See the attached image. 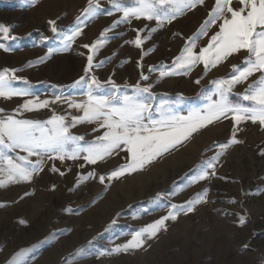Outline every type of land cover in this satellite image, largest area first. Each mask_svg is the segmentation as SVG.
<instances>
[{"label":"rangeland","instance_id":"1","mask_svg":"<svg viewBox=\"0 0 264 264\" xmlns=\"http://www.w3.org/2000/svg\"><path fill=\"white\" fill-rule=\"evenodd\" d=\"M119 2L136 6L135 0ZM93 4H98L95 14L88 15V0H0V25L9 28L7 37L0 33V75L7 70L9 88L28 93L0 97V120L11 117L50 127L47 121L62 117L70 135L83 138L65 146L71 154L99 143L97 137L105 131L99 122L83 119V108L77 107L87 103L89 93L112 98L115 107L124 97H134L151 106L154 119L161 105L173 115L188 116L203 113L219 99L214 82L229 78L230 71L216 78L210 73L224 67L226 59L207 72L201 62L187 71L173 63L192 43L215 1L196 4L162 25L155 19H122L111 0ZM50 21H55V33ZM221 22L195 39L194 54L200 51V38L208 36L209 42ZM138 35L139 47L134 43ZM144 87L147 93L138 91ZM235 91L241 92L240 85ZM29 100L49 103L25 110ZM231 102L242 103L238 96ZM230 116L119 178L108 176L128 163L126 150L95 164L85 161L84 151L77 159L33 155L28 159L32 165L39 162V169L30 181L11 182L0 173L5 181L0 187V264H11L17 253H23L18 264H264V128L250 132L241 122L233 136ZM220 126L222 130L211 132ZM231 139L238 142L220 147ZM196 145L195 153H189ZM0 152L13 160L27 156L19 149ZM176 156L184 158L177 166L149 173ZM204 172L207 177L197 179ZM144 177L148 182L142 188L129 189ZM200 196L203 200L188 212V202ZM169 212L176 218L166 220L152 238L142 236V246L113 251Z\"/></svg>","mask_w":264,"mask_h":264},{"label":"snow or ice","instance_id":"2","mask_svg":"<svg viewBox=\"0 0 264 264\" xmlns=\"http://www.w3.org/2000/svg\"><path fill=\"white\" fill-rule=\"evenodd\" d=\"M238 2L240 6L234 8L232 0H215V5L209 12L208 19L200 26L194 37L190 38L192 43L186 44L180 55L173 61L176 68L186 71L201 62L205 72H207L210 67H216L230 55L241 50L247 51L248 57L242 62L243 67L233 65L230 78L214 82L217 85L219 99L210 103L203 113L197 112L188 116L173 115L161 105L156 110L159 118L154 119L151 115V106L139 102L134 97H124L121 106L115 107L111 103L112 98H96L89 93L87 103L77 105V107L83 108V119L90 123L99 122L100 127L105 129L103 135L97 137L99 143L93 142L83 149H77L73 153L67 154L65 146L70 141H78L83 138L71 136L62 117L54 116L47 121L46 123L50 127L30 120H17L8 117L0 120V148L12 151L19 149L27 153V156H20L13 160L0 152V162L5 165V167L0 168V173H6L7 180L11 182L17 180L30 181L33 173L39 169V162L32 165L28 159L33 155L41 156L44 153H56L57 155L54 157L56 159H77L79 152L84 151L87 153L84 156L85 161L95 164L118 150H126L128 163L121 165L108 176V179L119 178L124 174H131L142 169L156 157L176 147L192 133L221 117L227 118L229 114H231V119L234 122L233 136L237 130L236 126L243 121L251 120L254 124L259 122L264 127V0H238ZM202 3L203 0H135L136 6L124 7L119 0H111L112 7L123 12L122 19L132 17L149 21L155 19L158 25H162L165 20L170 22L176 15L182 14L185 9ZM96 7L98 4L94 5L93 0H88V7L84 9V13L94 15ZM218 20L222 21L218 25L219 31L211 36L206 47L201 48L198 54H194L192 49L195 47V39L205 35L207 28L216 24ZM49 23L53 25L52 31L55 33V21ZM0 33L7 37L9 28L0 25ZM78 34V31L73 33V36L68 37L69 41ZM134 43L137 47L140 46L139 35ZM92 59V56L88 57L89 65H91ZM87 70L86 68L85 71L87 72ZM257 72L261 73L259 79L254 84H249L242 95V99L252 102L253 106L244 107L240 104H233L229 100V93L233 87L243 83ZM168 74H175V70ZM161 75L163 76L165 73L162 72ZM141 79H147V77L142 76ZM196 82L199 83V81ZM138 91L147 93L149 88L144 87ZM26 95H28L27 92L14 91L9 88L7 70L0 75V97L11 98ZM48 103L49 101L46 100H29L23 105V108L32 110L33 107H46ZM75 123L73 121V126ZM236 142L238 141L231 139L227 144L220 145V147L227 148ZM25 165H30V169ZM207 175L208 173L204 172L197 179H205ZM104 180L105 177L101 176L100 182L104 183ZM4 185L5 181L0 179V187ZM202 200L203 196H200L195 201H189L187 211L191 212L193 210L192 205ZM173 208L176 206L173 205ZM175 218V214L169 212L168 216L162 217L141 229L140 232L133 235L132 240L128 241L127 244L119 246L113 251H127L129 248L142 246L144 243V240L141 239L142 236L146 234L147 238H152L165 225L166 220H174ZM239 222L243 225L244 217H240ZM22 254L17 253L11 264H18L17 257Z\"/></svg>","mask_w":264,"mask_h":264},{"label":"crops","instance_id":"3","mask_svg":"<svg viewBox=\"0 0 264 264\" xmlns=\"http://www.w3.org/2000/svg\"><path fill=\"white\" fill-rule=\"evenodd\" d=\"M215 0H203V3H206L208 2V5H211V3H213ZM232 6L234 8H238L240 5H239V2L238 0H232ZM209 31H211V29H209ZM208 31V32H209ZM208 44V36L207 37H203V38H200L199 40V43H198V48L201 49V48H204L206 47ZM248 57V53L247 51L245 50H241L240 52L238 53H235V54H232L230 55L226 60L225 62L223 63V66L225 67H216L214 70L211 71L210 74H213L215 75V78L217 77V75L221 74L220 72L222 71H225V74H227L229 71H230V74L232 73V67L233 65H236V66H239V67H243V61ZM222 66V65H221ZM231 68V69H230ZM261 73L257 72L255 73L254 75L250 76L246 81H244L243 83H240L238 85H240V88H241V92H237L235 91V88L238 86H234L231 93H230V98L229 100H234L236 101V98L237 96L241 99V106H244V107H251L253 106L252 105V102L250 101H244L242 99V95L244 94L245 92V89L248 88L249 84H254L260 77ZM230 78V77H229ZM231 117V116H230ZM227 121V120H226ZM231 125L232 124V119H231ZM242 127L246 128L248 131H254L258 128H262V126L259 124V122L257 123H252L251 120H247V121H243L241 123ZM226 126V125H225ZM264 128V127H263Z\"/></svg>","mask_w":264,"mask_h":264},{"label":"bare ground","instance_id":"4","mask_svg":"<svg viewBox=\"0 0 264 264\" xmlns=\"http://www.w3.org/2000/svg\"><path fill=\"white\" fill-rule=\"evenodd\" d=\"M222 126H220V128L212 129L211 132H213V134L219 132V130H222ZM224 127H223V129H225ZM198 144L202 145V141L198 142ZM197 145L196 146H192L191 148H188V150L190 151L189 153H195L196 148H198V146H199V145L198 146ZM179 157L180 156H176L175 158L169 159V160L165 161L164 163H161L158 167H154L153 166L154 168L150 169L149 173H152L154 175H159L160 173H162L166 169L177 166L179 164V162L183 161V159H184V158L180 159ZM186 158H187V156H186ZM110 164H112V163H110ZM147 182H148L147 181V177L146 178L144 177L142 180L138 181V184H135V185L134 184H129L128 187H129V189H139V188H142Z\"/></svg>","mask_w":264,"mask_h":264}]
</instances>
